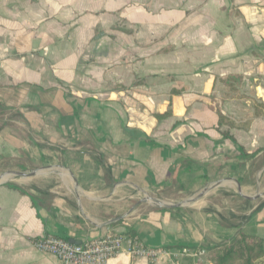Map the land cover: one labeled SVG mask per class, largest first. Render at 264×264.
<instances>
[{"label": "crops", "instance_id": "crops-1", "mask_svg": "<svg viewBox=\"0 0 264 264\" xmlns=\"http://www.w3.org/2000/svg\"><path fill=\"white\" fill-rule=\"evenodd\" d=\"M255 102L264 0H0V264H60L33 247L49 235L165 251L106 264H211L239 232L264 245Z\"/></svg>", "mask_w": 264, "mask_h": 264}, {"label": "built area", "instance_id": "built-area-1", "mask_svg": "<svg viewBox=\"0 0 264 264\" xmlns=\"http://www.w3.org/2000/svg\"><path fill=\"white\" fill-rule=\"evenodd\" d=\"M32 244L37 251L57 258L60 264H106L109 259L123 252L132 257L155 260L165 252L162 249L148 248L135 239L115 233H108L81 244L49 235L36 239ZM182 254L189 255L185 249Z\"/></svg>", "mask_w": 264, "mask_h": 264}, {"label": "trees", "instance_id": "trees-1", "mask_svg": "<svg viewBox=\"0 0 264 264\" xmlns=\"http://www.w3.org/2000/svg\"><path fill=\"white\" fill-rule=\"evenodd\" d=\"M242 77L238 75H230L219 79V82L225 86H230L231 90H235L234 84L239 85ZM173 94H179L174 91ZM255 115L264 117V105L258 102L254 103ZM219 121L224 119L219 108L216 109ZM170 111L156 115L157 119H164L170 115ZM7 125L6 121H0V130ZM244 155H249L242 152ZM17 189L13 185H8ZM207 250V259L211 264H256V262L264 257L263 241L258 237H250L243 232L237 233L230 241L211 247Z\"/></svg>", "mask_w": 264, "mask_h": 264}, {"label": "rangeland", "instance_id": "rangeland-1", "mask_svg": "<svg viewBox=\"0 0 264 264\" xmlns=\"http://www.w3.org/2000/svg\"><path fill=\"white\" fill-rule=\"evenodd\" d=\"M2 114H4V113H2ZM27 161V160H26ZM6 163H8V161L6 162ZM4 168H6V170L8 171L9 170V167L7 166H5ZM3 168V169H4ZM29 169H31V170H33L32 169V167H29L28 168V171L26 170V171H24L25 173H27V172H31V170H29ZM0 170H1V168H0ZM4 174V173H3ZM6 174H8V175H1V176H3V177H1L2 179H9V177L11 176L9 173H6ZM0 178V179H1ZM166 196L167 195H153L152 193H144V194H141V200H142V202L143 203H145L146 205H149V206H159V205H157L156 204V202L154 201V200H157V201H159L160 203H162V204H168V201H167V198H166ZM161 197V198H160ZM160 207V206H159Z\"/></svg>", "mask_w": 264, "mask_h": 264}, {"label": "water", "instance_id": "water-1", "mask_svg": "<svg viewBox=\"0 0 264 264\" xmlns=\"http://www.w3.org/2000/svg\"><path fill=\"white\" fill-rule=\"evenodd\" d=\"M17 175H18V176H27V175H25L24 173H17ZM154 201H155L156 204L159 205L160 207H169V206H167V205H165V204L160 203V202L157 201V200H154ZM71 243H72V242H71Z\"/></svg>", "mask_w": 264, "mask_h": 264}]
</instances>
